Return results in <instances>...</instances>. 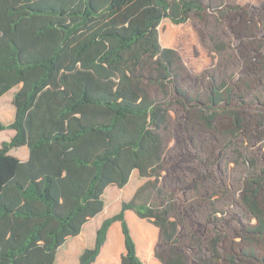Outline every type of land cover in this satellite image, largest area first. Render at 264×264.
Listing matches in <instances>:
<instances>
[{"label":"trees","instance_id":"1","mask_svg":"<svg viewBox=\"0 0 264 264\" xmlns=\"http://www.w3.org/2000/svg\"><path fill=\"white\" fill-rule=\"evenodd\" d=\"M247 9L233 0H0V97L17 87L13 118L0 121V131H14L0 143V264H55L58 248L102 211L105 189L125 186L133 170L147 181L101 221L78 264H93L115 222L123 236L120 264H143L126 211L158 228L154 256L161 264H221V217L237 204L256 220L248 232L264 240V118L246 117L264 109V19H257L262 43L241 50L259 69L243 93L232 88L244 65L234 45L240 34L225 23ZM191 15L217 59L204 102L186 96V83L200 77L159 41L162 19L180 25ZM172 95L185 109L199 108L207 131H216L221 114L228 118L213 163L226 159L220 176L196 173L208 163L195 150L193 161L173 172L176 184L163 174L171 171L162 133ZM23 145L26 161L9 153Z\"/></svg>","mask_w":264,"mask_h":264},{"label":"rangeland","instance_id":"2","mask_svg":"<svg viewBox=\"0 0 264 264\" xmlns=\"http://www.w3.org/2000/svg\"><path fill=\"white\" fill-rule=\"evenodd\" d=\"M233 1L241 6H248L247 10L240 12V17H238L239 12L233 11L225 18V23L230 26L232 30L234 29L240 34L239 40H236L234 45H236L238 53H241V61L244 65L236 78L233 79L232 88L238 93H243L247 85L248 87L250 85L254 86L259 78L258 67L252 62L249 55H244L241 50L243 48L247 49L250 46L256 47L259 43H262V34L259 32L257 19H264V7L261 8V6L264 5V0ZM158 32L162 48L175 50L188 74L192 77H200L199 83H193L192 81L186 83L190 87H187L188 91H186V96L191 101H193V98H197L204 102L208 94L206 88L208 71L216 64L217 59L209 52V49L202 42L196 17L191 15L187 22L180 25H175L166 19H162L158 26ZM248 33H253L255 38H248ZM245 64L248 66L247 68ZM16 89L17 87H14L0 97V121L4 123L10 122L13 118L14 106L12 105V95ZM149 91L153 96H160L159 87L150 86ZM171 93H173V91H171ZM171 98L168 132L162 133L163 141L166 144V157H169L168 164L171 163L169 166L171 171L170 174L167 172L163 174L170 179V182L176 184L177 180L173 176V172L179 171V167H182L186 162L191 163L193 161V156L190 150H195L197 153H200L208 163L207 166H203L200 170L198 169L196 173H204L206 169L210 171L213 169L215 175L220 176L219 166H222L226 159L223 158L219 161L218 166L213 163L214 160H216L218 150L223 146L224 136H226L225 133L229 127L228 118L225 114H221L216 124V131H207L199 119L200 112L198 107L192 106L186 107L185 109L181 103L177 102V96L172 95ZM246 117L250 122L261 120L262 117L264 118V109L262 108L259 111L252 109L248 110ZM179 121L182 122L178 124ZM13 134V130H1L0 143L9 140ZM256 146H258V144ZM263 149L264 147L262 150ZM9 153L18 159L29 157L27 145L12 148ZM190 168L192 171L195 169L194 163ZM146 181L147 179L140 177L137 171H132L127 184L122 188L108 186L103 194L104 207L102 211L83 225L79 235L68 237L58 248L55 264H78V256L81 250L93 245L95 232L101 221L118 212L122 202L133 199L135 191ZM218 183L221 184L219 181ZM175 195L177 197H182L183 193L182 191H178ZM240 198L239 191H236L235 200L239 201ZM227 201L228 198L223 197V202ZM258 202L262 209L264 219V192L259 196ZM229 209L230 211L228 210V214L221 217L220 221V227L224 233V238L221 242V253L223 256L221 264H259V260L264 258V240L248 232V229L255 224L256 220L254 218L250 219L248 217L249 215L246 214L243 208L238 204L232 209L237 211L239 215L233 214V210L231 208ZM129 214L137 218L132 211H130ZM131 215L126 216L129 227L134 226ZM241 216L242 218L240 219ZM113 226L112 234H115V230H118L121 234L120 224L115 222ZM147 228H149L148 225ZM140 230L142 233L136 231V243L138 254L143 264H160L157 259L154 258V253L156 251L160 252L157 246L158 235L153 233L150 237L148 236V231L144 229ZM67 252L69 253L67 254ZM100 261L101 260L98 258L94 264H100ZM117 263L120 264V262H118V256H114L111 264Z\"/></svg>","mask_w":264,"mask_h":264},{"label":"crops","instance_id":"3","mask_svg":"<svg viewBox=\"0 0 264 264\" xmlns=\"http://www.w3.org/2000/svg\"><path fill=\"white\" fill-rule=\"evenodd\" d=\"M117 80V79H116ZM28 157V156H27ZM27 157L25 159H20L21 161H26ZM136 171V170H133ZM130 211H126L124 213L125 219L126 216H130L131 214H129ZM132 217V222L134 224V226H130V231H131V235L135 241V246H136V251L138 253V249H137V243H136V231L138 233L141 232L140 229H144L146 231H148V236L151 237V234L155 233L158 235L159 237V230L158 228H156L155 226H153L151 223H149L148 221L141 219V218H136L135 216L131 215ZM119 223V222H118ZM114 224V223H113ZM113 224L110 226V228L108 229L107 232V236H106V240L100 250V253L98 254L97 258L95 259V261L93 262V264L96 262V260L99 258L100 264H111L113 262V257L114 256H118V262H120V256L121 254L124 252V245H123V236L122 233L120 234L118 232V230H115V234H112V229L114 228ZM147 225L149 226V228H147ZM143 227V228H142ZM147 229H146V228ZM82 231V229H81ZM80 231V232H81ZM142 233V232H141ZM80 234V233H79ZM78 234V235H79ZM84 249V248H83ZM82 251V250H81ZM81 253V252H80ZM139 255V254H138ZM141 258V257H140ZM155 258V256H154ZM156 259V258H155ZM158 261V260H157ZM159 262V261H158ZM160 263V262H159ZM118 264V263H117ZM161 264V263H160Z\"/></svg>","mask_w":264,"mask_h":264}]
</instances>
